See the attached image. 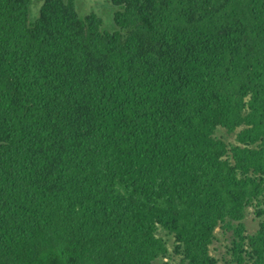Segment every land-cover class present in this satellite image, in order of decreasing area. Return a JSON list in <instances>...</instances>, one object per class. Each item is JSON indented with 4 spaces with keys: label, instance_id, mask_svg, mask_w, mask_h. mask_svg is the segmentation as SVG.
<instances>
[{
    "label": "trees",
    "instance_id": "16d2710c",
    "mask_svg": "<svg viewBox=\"0 0 264 264\" xmlns=\"http://www.w3.org/2000/svg\"><path fill=\"white\" fill-rule=\"evenodd\" d=\"M75 1L0 0V264H264V0Z\"/></svg>",
    "mask_w": 264,
    "mask_h": 264
},
{
    "label": "rangeland",
    "instance_id": "374dc122",
    "mask_svg": "<svg viewBox=\"0 0 264 264\" xmlns=\"http://www.w3.org/2000/svg\"><path fill=\"white\" fill-rule=\"evenodd\" d=\"M75 6L77 13L80 17H84L91 13L96 14L102 20L103 30L104 31H115L117 27L114 23V6L107 0H76ZM35 13L38 15V8L35 9ZM226 141L233 142L232 138L228 135H224ZM261 201L259 207L255 205L247 209L246 219L244 220L245 226L247 229L246 234H253L257 230V224L260 219L256 218L257 210H264V196L259 197ZM247 234V235H248ZM216 238L219 240L215 245L210 247V254L214 256L219 264H229V258L226 255L229 248V235L223 236L220 230L215 231ZM171 242V241H170ZM246 244V243H245ZM246 246V245H245ZM246 249V248H245ZM167 262L169 261L166 260ZM172 264H176L173 263Z\"/></svg>",
    "mask_w": 264,
    "mask_h": 264
}]
</instances>
